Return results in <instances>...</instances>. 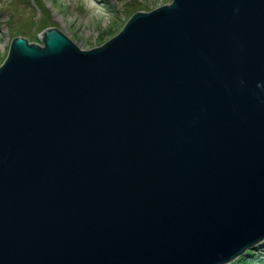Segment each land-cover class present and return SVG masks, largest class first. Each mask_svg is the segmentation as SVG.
Instances as JSON below:
<instances>
[{
    "label": "water",
    "instance_id": "water-1",
    "mask_svg": "<svg viewBox=\"0 0 264 264\" xmlns=\"http://www.w3.org/2000/svg\"><path fill=\"white\" fill-rule=\"evenodd\" d=\"M0 65V264H226L264 240V0H171Z\"/></svg>",
    "mask_w": 264,
    "mask_h": 264
},
{
    "label": "rangeland",
    "instance_id": "rangeland-1",
    "mask_svg": "<svg viewBox=\"0 0 264 264\" xmlns=\"http://www.w3.org/2000/svg\"><path fill=\"white\" fill-rule=\"evenodd\" d=\"M42 2V3H41ZM0 0V65L12 37L42 44L38 33L57 27L80 49H91L117 34L138 10L149 11L171 0ZM46 27L40 30V24ZM252 263L264 264V240L254 247ZM248 264V263H247Z\"/></svg>",
    "mask_w": 264,
    "mask_h": 264
},
{
    "label": "trees",
    "instance_id": "trees-1",
    "mask_svg": "<svg viewBox=\"0 0 264 264\" xmlns=\"http://www.w3.org/2000/svg\"><path fill=\"white\" fill-rule=\"evenodd\" d=\"M40 2H41V0H40ZM45 27H46L45 22H42L40 24V27L39 28H40V30H42ZM254 250L255 249H247L244 254H242L241 256H239L235 261H233L230 264H247V263L250 264V263H252V260L250 259V256H253L254 255L253 254V251Z\"/></svg>",
    "mask_w": 264,
    "mask_h": 264
}]
</instances>
